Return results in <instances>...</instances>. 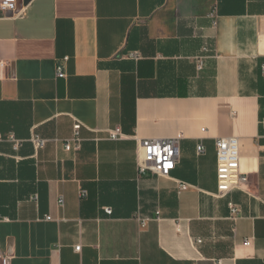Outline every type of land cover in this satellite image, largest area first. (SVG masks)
Wrapping results in <instances>:
<instances>
[{
  "label": "crops",
  "instance_id": "obj_1",
  "mask_svg": "<svg viewBox=\"0 0 264 264\" xmlns=\"http://www.w3.org/2000/svg\"><path fill=\"white\" fill-rule=\"evenodd\" d=\"M2 1L0 134L23 141L0 142L9 264H264V0ZM222 137L240 141L246 193L217 192ZM171 138L170 175L139 177L137 140Z\"/></svg>",
  "mask_w": 264,
  "mask_h": 264
},
{
  "label": "built area",
  "instance_id": "obj_2",
  "mask_svg": "<svg viewBox=\"0 0 264 264\" xmlns=\"http://www.w3.org/2000/svg\"><path fill=\"white\" fill-rule=\"evenodd\" d=\"M15 3L10 1L8 4L0 0V11L7 12L13 11ZM212 18L213 15L210 14ZM215 25V23H214ZM207 50H205L206 52ZM127 58L138 60L139 54L137 52L128 53ZM67 60V59H65ZM206 57L200 55L194 59L197 72H200L205 63ZM4 64L0 61V79L4 78L2 69ZM261 73L264 77V63L261 66ZM56 75L58 78H65L64 68L61 63L57 64ZM80 123H75L72 128V136L63 142L64 150L79 151L81 147L82 139L80 137ZM107 139L110 141H118L123 138L122 131L119 127L109 129L106 131ZM9 142L12 144L13 149L17 150L21 146V140L15 138L12 133L7 135L0 134V142ZM30 142L33 145L35 151H39L44 148L47 141L37 136H32ZM138 157H137V173L140 176L151 174L157 177H168L172 170H174L176 164L179 162V139H138ZM215 172H216V185L217 192L224 196L232 191L247 192L248 176L243 173L240 168V141L236 137H222L215 139ZM196 152L198 156L205 154V149L202 144L197 145ZM185 188V185H182ZM87 193L85 190L79 191V197L85 198ZM58 205L63 206V197H59ZM231 211L236 212L234 207L231 206ZM105 214L110 215L111 209L105 208ZM46 220H50L46 217ZM197 244H200V240H196ZM245 245H250V241L247 240ZM80 247H75V251H79ZM0 264H9V258L2 255L0 252Z\"/></svg>",
  "mask_w": 264,
  "mask_h": 264
}]
</instances>
